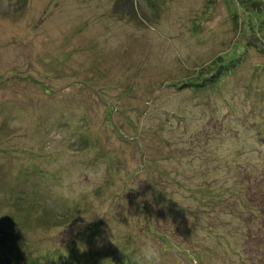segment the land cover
<instances>
[{"label":"rangeland","instance_id":"rangeland-1","mask_svg":"<svg viewBox=\"0 0 264 264\" xmlns=\"http://www.w3.org/2000/svg\"><path fill=\"white\" fill-rule=\"evenodd\" d=\"M146 238L264 264V0H0V264Z\"/></svg>","mask_w":264,"mask_h":264},{"label":"clouds","instance_id":"clouds-1","mask_svg":"<svg viewBox=\"0 0 264 264\" xmlns=\"http://www.w3.org/2000/svg\"><path fill=\"white\" fill-rule=\"evenodd\" d=\"M160 259V249L151 239L146 238L140 246L136 264H160Z\"/></svg>","mask_w":264,"mask_h":264},{"label":"trees","instance_id":"trees-1","mask_svg":"<svg viewBox=\"0 0 264 264\" xmlns=\"http://www.w3.org/2000/svg\"><path fill=\"white\" fill-rule=\"evenodd\" d=\"M217 75H218V74H217ZM217 75H215V77H216ZM215 80H216V81H219V80H220V76L218 75V76H217V77H216L211 83L214 84V83H215ZM195 86H196L197 88H200V87L203 86V84H202V83H197ZM250 207L252 208V206H250ZM249 216H250V214H249ZM251 221H252V218L250 219V222H251ZM87 256L91 258V253H89V255H88V253L85 252L84 257H85L86 259H87ZM92 257H93V258H97V257H99V256H98V255H96V256L93 255ZM120 258H121V257H120L119 255H116V260H118V259L120 260ZM123 258L127 259L126 257H123ZM87 260H88V259H87ZM125 261H127V260H124V262H125ZM118 262H119V261H118ZM117 264H118V263H117ZM123 264H129V263L126 262V263H123Z\"/></svg>","mask_w":264,"mask_h":264}]
</instances>
